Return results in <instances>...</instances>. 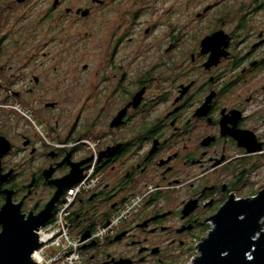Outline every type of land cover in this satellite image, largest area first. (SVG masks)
Masks as SVG:
<instances>
[{
    "label": "flooded vegetation",
    "instance_id": "1",
    "mask_svg": "<svg viewBox=\"0 0 264 264\" xmlns=\"http://www.w3.org/2000/svg\"><path fill=\"white\" fill-rule=\"evenodd\" d=\"M263 156L264 0H0V214L96 159L92 262L187 264Z\"/></svg>",
    "mask_w": 264,
    "mask_h": 264
},
{
    "label": "water",
    "instance_id": "2",
    "mask_svg": "<svg viewBox=\"0 0 264 264\" xmlns=\"http://www.w3.org/2000/svg\"><path fill=\"white\" fill-rule=\"evenodd\" d=\"M83 171L74 169L67 177L52 182L57 190L38 214L26 218L19 206L5 205L0 214L3 225L0 264H37L32 254L63 231L51 237H42L38 232L58 209L64 191L84 179ZM226 208L232 209L234 214L225 222L222 213ZM108 224L109 221L105 226ZM88 237L87 232L82 235L83 240ZM210 237L211 243L207 242ZM93 244L91 242L84 248ZM190 264H264V188L253 198L230 199L221 208V213L214 218V226L199 244L198 254Z\"/></svg>",
    "mask_w": 264,
    "mask_h": 264
},
{
    "label": "built area",
    "instance_id": "3",
    "mask_svg": "<svg viewBox=\"0 0 264 264\" xmlns=\"http://www.w3.org/2000/svg\"><path fill=\"white\" fill-rule=\"evenodd\" d=\"M102 175L99 172L96 159H93L84 172V179L64 191L54 211L52 218L38 232L42 237H51L47 243L32 254V259L37 264H87L85 257L89 251L85 245L93 241H102L110 233L117 230L129 215L139 206L143 195H136L128 200L125 205L111 218L109 224H99L89 237L82 239V233L74 226V206L81 196H88L94 192L101 183Z\"/></svg>",
    "mask_w": 264,
    "mask_h": 264
},
{
    "label": "rangeland",
    "instance_id": "4",
    "mask_svg": "<svg viewBox=\"0 0 264 264\" xmlns=\"http://www.w3.org/2000/svg\"><path fill=\"white\" fill-rule=\"evenodd\" d=\"M246 180H249L250 183H255L256 186L254 187V189H257V191L255 192L256 195L260 192L261 189H258L259 187H261L262 185H264V156L259 158L258 160V165L256 169H251L250 174L248 176V178H246ZM253 190V188H252ZM246 190H243L242 193H245ZM198 254V252L193 255H191L189 257V259L186 261L187 264H189L192 260L193 257H196ZM85 262L87 264H94L92 262V260L89 257H85Z\"/></svg>",
    "mask_w": 264,
    "mask_h": 264
},
{
    "label": "snow or ice",
    "instance_id": "5",
    "mask_svg": "<svg viewBox=\"0 0 264 264\" xmlns=\"http://www.w3.org/2000/svg\"><path fill=\"white\" fill-rule=\"evenodd\" d=\"M233 210L226 208L223 213L222 216L224 217L225 222L229 219V217H231L233 215ZM0 231H3V229H0ZM212 241V237L209 238V240L207 242L211 243Z\"/></svg>",
    "mask_w": 264,
    "mask_h": 264
}]
</instances>
